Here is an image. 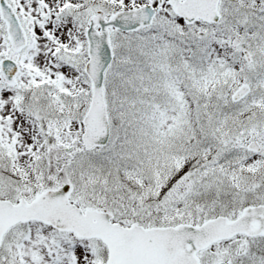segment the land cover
Segmentation results:
<instances>
[{
    "label": "snow or ice",
    "instance_id": "1",
    "mask_svg": "<svg viewBox=\"0 0 264 264\" xmlns=\"http://www.w3.org/2000/svg\"><path fill=\"white\" fill-rule=\"evenodd\" d=\"M0 264H264V0H0Z\"/></svg>",
    "mask_w": 264,
    "mask_h": 264
}]
</instances>
